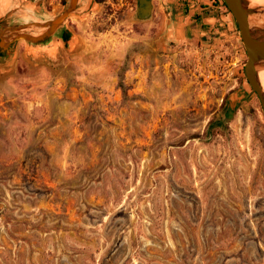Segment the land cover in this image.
Here are the masks:
<instances>
[{"label": "rangeland", "instance_id": "1", "mask_svg": "<svg viewBox=\"0 0 264 264\" xmlns=\"http://www.w3.org/2000/svg\"><path fill=\"white\" fill-rule=\"evenodd\" d=\"M215 1L94 0L68 50L0 61V264H264V114Z\"/></svg>", "mask_w": 264, "mask_h": 264}, {"label": "water", "instance_id": "2", "mask_svg": "<svg viewBox=\"0 0 264 264\" xmlns=\"http://www.w3.org/2000/svg\"><path fill=\"white\" fill-rule=\"evenodd\" d=\"M221 1L237 27L247 58L244 76L264 114V87L259 79V71L264 69V6L253 4L250 0ZM79 2L67 0L59 13L44 20L3 25L7 16H0V61L11 62L20 43L28 47H43L58 41L68 50L74 40V34L67 26L68 19L85 13L94 0H87L82 11L78 10ZM152 8V0H137L136 18L148 19Z\"/></svg>", "mask_w": 264, "mask_h": 264}, {"label": "crops", "instance_id": "3", "mask_svg": "<svg viewBox=\"0 0 264 264\" xmlns=\"http://www.w3.org/2000/svg\"><path fill=\"white\" fill-rule=\"evenodd\" d=\"M212 1L216 2L215 0ZM212 1L210 0V2ZM10 4H11V0H0V11H4L8 6H10ZM17 17H19L18 20L20 22H31V21L44 20L48 18L33 12L31 9L21 12L20 14H18Z\"/></svg>", "mask_w": 264, "mask_h": 264}, {"label": "bare ground", "instance_id": "4", "mask_svg": "<svg viewBox=\"0 0 264 264\" xmlns=\"http://www.w3.org/2000/svg\"><path fill=\"white\" fill-rule=\"evenodd\" d=\"M250 2L256 5H261L260 0H250ZM259 79L261 81L262 86L264 87V69L259 71Z\"/></svg>", "mask_w": 264, "mask_h": 264}, {"label": "trees", "instance_id": "5", "mask_svg": "<svg viewBox=\"0 0 264 264\" xmlns=\"http://www.w3.org/2000/svg\"><path fill=\"white\" fill-rule=\"evenodd\" d=\"M99 1V0H98ZM221 1V0H220ZM222 5L225 7L224 3L221 1Z\"/></svg>", "mask_w": 264, "mask_h": 264}]
</instances>
